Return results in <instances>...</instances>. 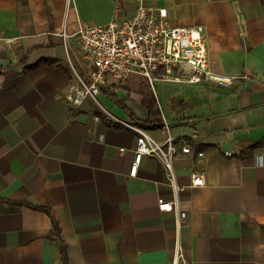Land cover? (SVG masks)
Returning a JSON list of instances; mask_svg holds the SVG:
<instances>
[{
	"label": "crops",
	"instance_id": "obj_1",
	"mask_svg": "<svg viewBox=\"0 0 264 264\" xmlns=\"http://www.w3.org/2000/svg\"><path fill=\"white\" fill-rule=\"evenodd\" d=\"M137 1L0 0V264H63L61 245L69 264H171L165 172L143 156L129 175L140 137L123 125L160 141L164 121L193 149L173 161L186 264H264V0H141L203 27L210 70L231 83L107 78L102 113L73 104L78 27ZM194 173L205 183L188 188Z\"/></svg>",
	"mask_w": 264,
	"mask_h": 264
},
{
	"label": "built area",
	"instance_id": "obj_2",
	"mask_svg": "<svg viewBox=\"0 0 264 264\" xmlns=\"http://www.w3.org/2000/svg\"><path fill=\"white\" fill-rule=\"evenodd\" d=\"M74 36L87 65L83 76L73 70L76 84L70 101L75 105H80L88 97L96 101L100 86L107 78L122 82L131 75L141 76L152 89L156 81L231 83L230 79L210 70L203 27H171L165 8L144 4L141 0L137 1L131 16L116 18L104 26L82 24ZM123 125L140 137L129 175H136L143 156L155 158L165 172L171 198H159L158 209L173 213L175 219L171 264H186L180 231L186 225L187 215L178 207V194L182 187L177 184L173 161L178 155H191L193 149L187 142L176 145L165 121L161 126L164 136L160 141L136 125ZM202 155L197 153L198 157ZM204 183V175L194 173L188 188L201 187Z\"/></svg>",
	"mask_w": 264,
	"mask_h": 264
},
{
	"label": "rangeland",
	"instance_id": "obj_3",
	"mask_svg": "<svg viewBox=\"0 0 264 264\" xmlns=\"http://www.w3.org/2000/svg\"><path fill=\"white\" fill-rule=\"evenodd\" d=\"M79 54H80V51H79ZM78 58L80 59H74L72 56H70V62L73 66V70L80 76H83L82 72H81V69L79 67H83L82 69H84V67H87V65L85 64V62L83 61L81 55H78ZM71 70L72 72V75L74 77V80H75V84H76V75H75V72ZM162 82L161 81H156L155 82V87L158 88V86L161 84ZM88 102L90 103V106H92L96 111H99L102 113V109L101 107L98 105V100L96 98V101H94L93 99L91 98H87Z\"/></svg>",
	"mask_w": 264,
	"mask_h": 264
},
{
	"label": "trees",
	"instance_id": "obj_4",
	"mask_svg": "<svg viewBox=\"0 0 264 264\" xmlns=\"http://www.w3.org/2000/svg\"><path fill=\"white\" fill-rule=\"evenodd\" d=\"M119 106H120L123 110H125V108L123 107L122 104H120ZM126 113L128 114V116H129L131 119L135 120L131 112L126 111ZM140 122H141V121H140ZM54 230H55L56 235H58V228L56 227V225H55V227H54ZM60 253H61V260H62L63 264H69V262H68V258H67V253H66V248H65L64 245H61Z\"/></svg>",
	"mask_w": 264,
	"mask_h": 264
}]
</instances>
